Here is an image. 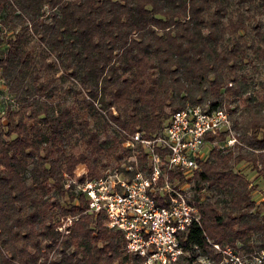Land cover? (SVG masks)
Here are the masks:
<instances>
[{
	"label": "trees",
	"instance_id": "16d2710c",
	"mask_svg": "<svg viewBox=\"0 0 264 264\" xmlns=\"http://www.w3.org/2000/svg\"><path fill=\"white\" fill-rule=\"evenodd\" d=\"M0 77L18 102L0 114V264H143L66 182L120 169L130 136L187 104L226 108L237 142L171 174L202 215L178 264H221L208 240L264 249V0H0Z\"/></svg>",
	"mask_w": 264,
	"mask_h": 264
},
{
	"label": "built area",
	"instance_id": "2783aa9c",
	"mask_svg": "<svg viewBox=\"0 0 264 264\" xmlns=\"http://www.w3.org/2000/svg\"><path fill=\"white\" fill-rule=\"evenodd\" d=\"M17 107L16 98L0 77V114ZM222 132L229 136L224 143L207 139ZM236 142L233 120L226 108L187 104L171 114L155 137L146 139L140 132L130 136L124 146L133 151V156L120 169L81 182L76 177L86 174L83 167L74 177H68L66 188L74 187L75 193L86 196L88 212L104 213L108 226L123 232L127 250L142 257L143 264H178L185 255L182 235L192 225H200L202 215L189 201L190 183L178 186L171 174L189 179L200 169L199 160L206 158L213 147H231ZM140 145L147 153L143 169L136 156ZM75 219L68 217L60 231L68 233L67 227ZM208 241L222 255L221 264H264V249L245 255L231 245ZM199 260L213 264L204 257Z\"/></svg>",
	"mask_w": 264,
	"mask_h": 264
},
{
	"label": "rangeland",
	"instance_id": "374dc122",
	"mask_svg": "<svg viewBox=\"0 0 264 264\" xmlns=\"http://www.w3.org/2000/svg\"><path fill=\"white\" fill-rule=\"evenodd\" d=\"M81 169H83V167H79L78 170H81ZM81 171H82V170H81ZM253 177H254L253 173H248V174H247V178H248V179L251 180V179H253ZM76 178H80V177H76ZM87 179H88V178H87ZM262 196H264V186H262V187H258V188L256 189L255 193H254V198H255L256 201H260V199H261Z\"/></svg>",
	"mask_w": 264,
	"mask_h": 264
},
{
	"label": "crops",
	"instance_id": "0c3cea01",
	"mask_svg": "<svg viewBox=\"0 0 264 264\" xmlns=\"http://www.w3.org/2000/svg\"><path fill=\"white\" fill-rule=\"evenodd\" d=\"M262 198H264V196L261 197L260 201L262 200ZM260 201H258V202H260Z\"/></svg>",
	"mask_w": 264,
	"mask_h": 264
}]
</instances>
